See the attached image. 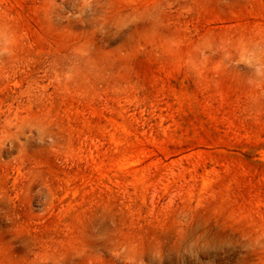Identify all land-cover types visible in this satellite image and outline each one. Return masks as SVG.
<instances>
[{"label":"rangeland","instance_id":"obj_1","mask_svg":"<svg viewBox=\"0 0 264 264\" xmlns=\"http://www.w3.org/2000/svg\"><path fill=\"white\" fill-rule=\"evenodd\" d=\"M0 264H264V0H0Z\"/></svg>","mask_w":264,"mask_h":264}]
</instances>
